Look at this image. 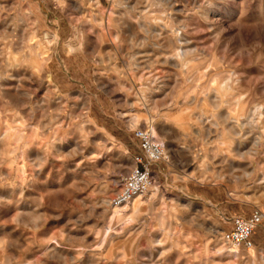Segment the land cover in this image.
Instances as JSON below:
<instances>
[{
    "label": "rangeland",
    "instance_id": "374dc122",
    "mask_svg": "<svg viewBox=\"0 0 264 264\" xmlns=\"http://www.w3.org/2000/svg\"><path fill=\"white\" fill-rule=\"evenodd\" d=\"M135 1L63 0V6L58 8L55 0H0V111L5 110L7 105L9 112L19 113L14 119L9 117L6 123L0 122V164L5 159L8 161L6 167L0 168V177L6 176L14 166L15 157L7 149L25 143V136L35 133L31 114L38 111L46 113L45 122L50 126L63 107L81 117L79 123L82 127L74 133L72 130L68 133L54 131L44 137L35 133L38 138L30 140L25 149V160H38L48 153L53 156L59 153L56 164L50 165L53 167V182L65 172L69 175L77 174L79 180L73 184V189H83L89 197L86 202L79 195L75 198V210L70 213V231L62 232L59 239L52 233L44 238L52 242L48 245L52 264H153L176 240L170 233L160 231L141 235L137 239L136 233L147 223L142 214L150 212L148 205L134 209L132 201L126 210L119 212L122 215H117L116 220H113V211L117 205L114 199L122 186L121 169L127 167L131 173L136 165L124 163V154L131 152L127 144L105 136L95 125L89 124L87 121L93 118L88 111L73 108L75 98L89 89H94L97 96L117 104H123L126 100L127 105L117 107L116 112H129V116L124 119L134 133L137 129L153 128L166 145V155L170 159L172 157L177 166L182 160L189 161L190 155H194L195 150L202 145L212 144L213 149L221 153L213 161L218 166L216 171L223 169L221 174L226 181L230 178L233 185H242L235 190L236 196L241 199L259 198L264 192V186L253 183L258 178H264V174L251 179L245 175L253 171L251 157L255 154L256 140L249 137L247 140L231 141L230 151L233 150V156L244 155L249 160L229 157L224 162V149L229 148L228 125L222 128L219 125L223 123L222 116L227 115V112L221 108L214 113L213 119L217 97L207 93L206 88L201 86L200 81L206 79L203 70H190L187 77L177 73L181 75L178 87H173L175 78L169 81L161 76L162 72L176 71L170 65H179L185 56L194 55L192 50L183 49L186 53L181 62H165V58L171 57L176 50L167 45L166 48L156 45L172 37L173 27L184 21L183 4L177 3V0H148L150 3L146 6V0ZM75 4L81 6L80 12L74 7ZM233 4L234 8L228 15H234L238 10L236 0H233ZM249 7L252 11L264 12V0H249ZM137 16H144L148 22H160L166 28L161 26V32L146 33L135 21ZM83 18L90 19V22H82ZM101 18L107 23L110 19L118 20L120 29L111 28L113 35L105 39L97 28L92 27ZM75 29L79 30V34ZM45 33L47 39L44 38ZM88 36L100 45L97 50L94 45L85 48ZM37 42L44 46L39 56L29 51V47ZM65 44L69 48H80L81 61L85 67L84 79L74 81L70 87L47 83L43 88L33 85L25 73L30 76L34 68L43 67L38 59L41 57L47 59L46 64L50 67L53 49H60ZM201 92L207 96L206 100L205 96L200 95ZM60 96L67 103L60 100ZM41 141H44L43 149L38 147ZM136 142L140 146L137 138ZM69 144L70 148L67 147ZM101 149L105 151L101 152ZM65 156L70 158L63 159ZM85 156L96 159H84ZM133 159L138 157L133 154ZM81 160L83 163H80ZM61 164L64 168L57 173L55 169ZM72 169H76L75 173ZM156 170L159 171V168ZM25 191L23 206L28 207L31 204L32 186ZM18 192L19 189L13 184L0 178V197L15 203ZM145 194L150 196L151 190L148 189ZM145 194L141 195L142 199ZM235 207L237 211L240 210V200L235 202ZM8 210V206L4 205L3 211ZM242 214L250 217L252 211L245 209ZM177 219L186 235L179 241L181 247L169 253L170 259L186 251L191 264H245L248 257L237 262V253L223 244L222 236L232 227L219 217L210 215L203 206L197 207L186 219L181 220L179 216ZM130 221L137 223L130 224ZM119 225L124 226L123 231ZM130 230L131 235L128 234ZM161 236L169 237L170 243H156L161 240ZM133 240L135 245L132 244ZM260 259L262 257H257L258 262Z\"/></svg>",
    "mask_w": 264,
    "mask_h": 264
},
{
    "label": "clouds",
    "instance_id": "9594fccd",
    "mask_svg": "<svg viewBox=\"0 0 264 264\" xmlns=\"http://www.w3.org/2000/svg\"><path fill=\"white\" fill-rule=\"evenodd\" d=\"M236 2L239 5L238 10L234 15H228L234 8L233 0H177V3L184 6L182 12L185 19L172 30L171 43L176 50L174 58L179 59L180 49L192 50L194 55L185 56L179 65H170L176 71L162 72L161 76L169 81L175 78L173 87H178L181 75L177 73L187 77L190 70H203L202 74H206V79L200 81L201 86L206 88L207 93H213L217 97L214 101L213 119L214 113L221 108L227 112V115L222 116L223 123L219 125L221 128L225 124L228 125L229 148L224 149V162L226 163L229 157L249 160L248 156H233L230 151L231 141L247 140L249 137L257 141L255 154L251 157L253 171L245 174L251 179L258 174H264V12L252 11L249 0ZM55 3L58 8L63 6V0H55ZM44 38L47 39V33ZM50 65L36 67L30 76L26 72L25 77L41 88L46 83L70 87L74 81L84 79L85 67L81 61L79 47L70 49L65 44L60 49H53ZM200 95L207 99L204 92ZM60 100L65 98L60 96ZM125 105L126 100L123 104H117L97 96L94 89H89L75 98L73 108L88 111L93 118L87 121L89 124L95 125L105 136L127 144L131 152L124 154L125 164L137 165L142 162L148 169L142 176L137 177L135 170L130 174L127 167L122 168L121 185L124 190L132 192L136 187L135 181L141 179L145 188L151 190L150 196L145 194L142 200H138L137 206L148 205L150 212L142 214L147 223L136 233L137 239L141 235L156 231L168 232L176 238L171 242V247L166 248L153 264H191V258L186 251L180 252L174 259L169 258V253L181 247L179 241L186 235V232L181 230L183 226L177 217L186 219L200 206L231 227L247 222L250 234L238 239L237 245L231 251L237 253V262L248 257L245 264H264V192L259 198L241 199L236 196L235 190L242 185H233L230 178L226 181L221 174L223 169L216 171L218 166H215L213 161L216 155L221 153L213 149L212 144L202 145L195 150L194 155H190L189 161L182 160L179 166L168 155L161 156L158 162L152 161L139 146V142L134 143L135 133L124 119L129 116V112H116L117 107ZM18 114L9 112L6 105L5 110L0 111V122L6 123L9 117L14 119ZM56 116V121L50 126L45 122L46 113L38 111L31 114L35 133L44 137L54 131L68 133L72 130L74 133L82 127L79 123L81 117L67 107H63ZM35 133L26 135L25 143L12 145L7 149L15 157L14 166L6 176L0 178L13 184L19 192L15 203L11 199L0 197V264H52L48 247L52 242L44 238L52 233L59 239L62 232L70 231V213L75 210L77 195L85 202L89 200L83 189H73L79 175H69L65 172L58 175L53 182V167L50 165L60 157L59 153L55 156L48 153L46 157L38 160L24 159L28 143L38 138ZM38 147L43 149L44 141H41ZM67 147L70 148L71 144ZM104 151L105 149H101V152ZM133 154L139 160L133 159ZM84 159L95 160L96 157L85 156ZM7 163L5 159L0 168L6 167ZM80 163H83V160ZM157 167L159 171L156 170ZM63 168L64 165L61 164L55 170L60 173ZM71 171L75 173L76 169ZM253 183L264 186V178H258ZM30 185L31 204L24 207L25 189ZM119 199L120 195L117 193V202ZM237 200L241 201L239 211L235 207ZM4 205L9 208L7 212L3 211ZM245 209L252 211L250 219L242 214ZM116 218L117 214H114L113 220ZM129 223L136 224L137 221ZM119 226L123 231L124 226ZM128 234L131 235V230ZM156 243L168 245L170 239L161 236V240ZM132 244L135 245V240ZM257 257L262 259L258 262Z\"/></svg>",
    "mask_w": 264,
    "mask_h": 264
},
{
    "label": "built area",
    "instance_id": "2783aa9c",
    "mask_svg": "<svg viewBox=\"0 0 264 264\" xmlns=\"http://www.w3.org/2000/svg\"><path fill=\"white\" fill-rule=\"evenodd\" d=\"M135 136L140 141V147L146 151L148 157H150L152 161L158 162L161 156L166 155V145L161 139H159L154 134L153 129L150 128L137 129L135 131ZM137 160H139V158ZM134 170H135V175L137 177H140L143 175L144 171H147L148 169L145 166H143L141 162L136 165V168ZM135 185L136 187L132 192L124 190L121 186V189L118 192L120 195L119 202H117V195H116L114 199V203L117 205L126 204L131 200H133L135 197L139 195H143L148 191V189H146L144 186V181L141 179H137L135 181ZM256 211H258V209H256ZM251 217L252 215L247 218L250 219ZM250 231L251 230L249 229L248 223L242 222L241 224L232 227V229L229 232L224 233V235L222 236L223 244L230 248L234 247L237 245V240L242 239L244 236L249 235Z\"/></svg>",
    "mask_w": 264,
    "mask_h": 264
},
{
    "label": "bare ground",
    "instance_id": "6f19581e",
    "mask_svg": "<svg viewBox=\"0 0 264 264\" xmlns=\"http://www.w3.org/2000/svg\"><path fill=\"white\" fill-rule=\"evenodd\" d=\"M137 1V0H136ZM135 1V2H136ZM146 2H147V5L146 6H148L149 5V3L150 2H148V0H146ZM139 4V3H138ZM135 5V4H134ZM74 7L78 10V12H80L81 11V6H79V5H77V4H75L74 5ZM83 11H85V10H83ZM142 11V10H141ZM140 11V12H141ZM145 12L147 11V10H144ZM85 14V13H84ZM146 14V13H145ZM128 15H129V13H128ZM133 15V14H132ZM131 16V15H130ZM142 16V15H141ZM171 17H173V16H171ZM86 18V17H85ZM134 19H136L135 17H133ZM137 18H138V16H137ZM148 19H146L144 16L143 17H141V18H138V19H136L135 21L136 22H138V24H140V26L145 30V32L146 33H152V32H154V33H156V32H161V29H160V27L161 26H163V25H161L160 24V22H154V23H152V22H148L147 21ZM155 20V19H154ZM125 21V20H124ZM161 21V20H160ZM82 22H90V19L88 20H86V19H84L83 18V21ZM96 22V21H95ZM92 24V23H91ZM90 25V24H89ZM93 25V24H92ZM138 26V25H137ZM91 27V26H90ZM93 28L95 27V28H97V30L102 34V36L106 39V38H109L110 36H112L113 35V33L111 32V28H119V27H121L120 26V22L118 21V20H114V19H110L109 20V22L107 23V22H105V20L104 19H99V20H97V23H96V25L95 26H92ZM139 27V26H138ZM163 27H165V26H163ZM126 28H127V26H126ZM166 28V27H165ZM174 28V27H173ZM77 29H79L78 27H77ZM77 29H75V30H77ZM84 29V28H83ZM82 29V30H83ZM91 29V28H90ZM120 29V28H119ZM82 30H80V31H82ZM114 30V29H113ZM122 30V29H121ZM164 30V29H163ZM84 31V30H83ZM92 31V30H91ZM118 31V30H117ZM125 31V30H124ZM128 31V30H127ZM166 31V30H165ZM76 32H78V34H79V30H77ZM134 32V31H133ZM167 32V31H166ZM122 33V32H121ZM77 34V33H76ZM131 34H132V32H131ZM160 34V33H159ZM74 35H75V33H74ZM161 35V34H160ZM173 35V34H172ZM138 36V35H137ZM159 36V35H158ZM166 37H169V36H166ZM165 39V38H164ZM172 39H173V36L172 37H169V38H167L166 40H164V41H159V43L160 44H158V43H156V45H158L159 47H165L166 45L168 46V47H171V48H173L172 47V43H171V41H172ZM161 40V39H160ZM88 45V46H87ZM90 45V46H89ZM91 45H94V49H96L97 50V48H99L100 47V45L95 41V40H93L91 37H89L88 36V38H87V40H86V42H85V48H86V46L87 47H91ZM28 47V46H27ZM166 48V47H165ZM29 51H30V53H34V54H36V55H40V52L44 49V46L40 43V42H37L34 46H30L29 47ZM70 49H71V47H70ZM180 51V57H179V59H176V58H174V53L172 54V56L171 57H169V58H165V62H169V61H171V62H177V63H179V62H181L182 61V58H183V56H184V54L186 53L183 49H180L179 50ZM189 51V50H188ZM138 53V52H137ZM189 53V52H188ZM39 59V63H40V65L41 66H43V65H45L46 63H47V59H45V58H38ZM19 62V61H18ZM166 64V63H165ZM167 66V65H166ZM151 121V120H150ZM151 126V125H150ZM153 129V128H152ZM153 132H154V134L157 136V133L155 132V130L153 129ZM158 137V136H157ZM159 138V137H158ZM231 144V143H230ZM231 152H233V150H231ZM116 181V180H115ZM142 198H141V195H139L137 198L135 197L133 200H131L130 202H132V208H134V209H136L137 208V204H138V200H141ZM130 202H128V203H126V204H123V205H116V209L113 211V215L114 214H117V215H122V214H119V212H123L124 210H126V206H128L129 205V203ZM136 211V210H135ZM125 213V212H124ZM233 247H231V249H232Z\"/></svg>",
    "mask_w": 264,
    "mask_h": 264
}]
</instances>
